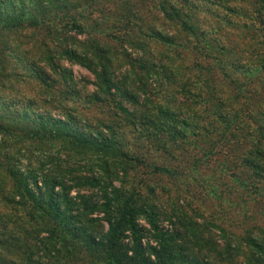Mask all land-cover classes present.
Returning <instances> with one entry per match:
<instances>
[{
  "label": "trees",
  "instance_id": "1",
  "mask_svg": "<svg viewBox=\"0 0 264 264\" xmlns=\"http://www.w3.org/2000/svg\"><path fill=\"white\" fill-rule=\"evenodd\" d=\"M101 1L0 0V264H17L16 250L25 264H264L263 227L232 231L190 215L188 201L169 209L133 153L143 140L169 156L168 144L202 142L201 157L224 151L232 164L221 171L260 193L264 0L219 5L230 37L187 0H149L158 24L137 31L131 20L145 14L121 0L119 15L91 18V29L83 12H101ZM104 17L121 32L99 29ZM64 63L93 75L83 98ZM80 98L102 115L84 113Z\"/></svg>",
  "mask_w": 264,
  "mask_h": 264
},
{
  "label": "rangeland",
  "instance_id": "2",
  "mask_svg": "<svg viewBox=\"0 0 264 264\" xmlns=\"http://www.w3.org/2000/svg\"><path fill=\"white\" fill-rule=\"evenodd\" d=\"M127 1V3L123 4L124 9L130 6L133 10L139 9L138 11L140 12H137V15H141V13L145 14L142 18L145 19L146 24L144 21L140 22V20H138V17H135L131 20V29L137 31L138 28L145 29L147 26L153 25L154 23L158 24L157 19L153 17V13H147V11L151 9L149 0ZM187 1L190 2V5H197L196 8L191 7V11L188 10L189 13H193L194 16H198L201 21L209 20L211 21L210 23H216L213 24V27L215 29H218V32L221 33V37L227 33V37L231 36V33L234 30L222 26V23H218L217 21V19L223 17L224 15H230V12L227 9L222 8L219 5L227 4L230 6L233 5L231 4V2L229 3L228 0ZM121 5V0H104L103 2L101 1L99 5V7L101 8V12L92 11L91 13H89L90 16H87L88 14L85 8V12H83L81 20H84L85 17H89L87 18V21L88 24L90 23V28L93 29L92 27L94 25L91 22V18L105 16L102 14L111 15L114 12L118 13L119 15V13L123 11ZM114 21L108 19L107 17H104V22L100 24L98 28H106L105 25H107L110 28L105 30L106 33L121 32L122 27L116 25L117 23H115L116 26L113 25ZM110 43L113 44L116 42L111 40ZM132 53L134 56L135 52ZM64 64L72 70L75 79L81 80L78 86L80 88V95L83 98L86 92L93 89V86L90 83L87 84V82H85L87 80H92L93 75L87 69L78 64ZM52 76L56 77L54 74H52ZM82 85H85V87H83ZM82 98H80L78 104H80V107L82 108V111L84 113H88V115L91 116L102 115L101 113H103L104 111L102 107H99L98 105L87 106L85 105V101L82 100ZM199 145V147L204 146L202 142H200ZM168 147H171L169 153H172V156H169L161 150L155 149L152 145H149V143L143 140L142 142L138 141L137 145L133 146V153L137 154V156L145 157L144 159L140 160L141 164L138 165L137 172L138 177H141L144 180L142 184L144 186L147 185V187H156L155 190L160 196L165 199L164 204L169 209L171 208V206H184V204L188 201L189 205L185 207L188 209V213L190 215L193 214L195 215V217H197L196 212L197 210H199L203 213V215L206 216V221H211L210 218L211 216H213L214 220L212 221H215V223L225 226L232 231L238 232L243 228H252L254 224L260 225L264 228V185L261 186L260 193L257 195L251 193L250 191H243L241 187L235 185L231 180V177L228 176L229 174H226L225 170L221 171V164L226 160L229 165L232 164L231 159L230 162L227 159L228 155L224 151L219 150L216 155L213 154L214 156L212 155L211 159L207 160L205 156L201 157L202 151L199 147H197V145H192L189 143L179 148L172 146V144H168ZM196 157H200L201 161L203 159L202 164L199 167L194 166L196 164H193ZM22 161L23 163H28L27 158H22ZM31 164H33V162ZM151 164H163L166 167L174 168L176 170V177H169L166 174L160 173L154 174V172L150 171V167L147 166ZM147 187H144L143 189H147ZM168 195H171V198H168ZM0 209H3L1 206V202ZM163 223L165 224L167 223V221H164ZM210 228L214 233V238L217 239L218 242H220V230H218L216 226H211ZM21 256L22 252L16 250L14 253V257H16L17 264H25L21 260ZM212 264L223 263L214 262Z\"/></svg>",
  "mask_w": 264,
  "mask_h": 264
}]
</instances>
